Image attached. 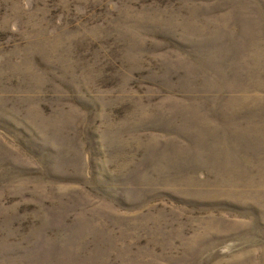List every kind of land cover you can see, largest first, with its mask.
Returning <instances> with one entry per match:
<instances>
[{"label": "rangeland", "instance_id": "1", "mask_svg": "<svg viewBox=\"0 0 264 264\" xmlns=\"http://www.w3.org/2000/svg\"><path fill=\"white\" fill-rule=\"evenodd\" d=\"M0 264H264V0H0Z\"/></svg>", "mask_w": 264, "mask_h": 264}]
</instances>
